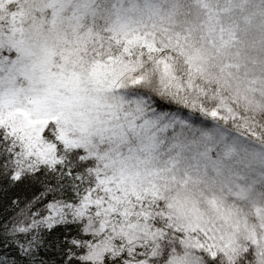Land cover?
Returning <instances> with one entry per match:
<instances>
[{
  "label": "snow or ice",
  "instance_id": "6c2138e0",
  "mask_svg": "<svg viewBox=\"0 0 264 264\" xmlns=\"http://www.w3.org/2000/svg\"><path fill=\"white\" fill-rule=\"evenodd\" d=\"M0 264H264V0H0Z\"/></svg>",
  "mask_w": 264,
  "mask_h": 264
}]
</instances>
